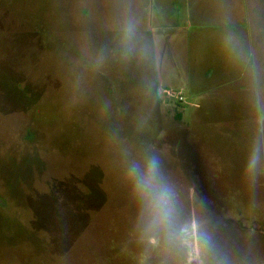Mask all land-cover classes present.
<instances>
[{
  "label": "rangeland",
  "instance_id": "rangeland-1",
  "mask_svg": "<svg viewBox=\"0 0 264 264\" xmlns=\"http://www.w3.org/2000/svg\"><path fill=\"white\" fill-rule=\"evenodd\" d=\"M190 5L202 22L184 51L202 70L230 61L231 80L245 59L254 74L259 53L264 68V0H0V264H187L150 228L132 178L153 160L177 223L213 240L206 261L264 264V121L235 125L222 105L159 94L180 90L158 74L177 58L154 55L151 30ZM261 100L264 111V87Z\"/></svg>",
  "mask_w": 264,
  "mask_h": 264
},
{
  "label": "crops",
  "instance_id": "crops-1",
  "mask_svg": "<svg viewBox=\"0 0 264 264\" xmlns=\"http://www.w3.org/2000/svg\"><path fill=\"white\" fill-rule=\"evenodd\" d=\"M193 8H195L193 10ZM198 5H190L188 6V10L184 13V18L179 20L178 22L174 21L172 27L168 31V27L163 23H160L157 29H152V48L155 56H159V51L162 57H165L167 55V52L172 49L173 55L178 57L180 55H183L186 61H188L187 66H181L179 67L176 63L177 59L173 61L169 67H160L158 68V74H159V82L165 83L167 85H175L180 89L182 93L184 92L185 95L188 93H191V95H194L197 97V101H202L205 104H212L216 103L219 105L224 106L225 112L228 113V119L231 121L235 120L237 123L235 125H241L248 126V128L253 129V125L251 124L253 121H256L257 129H259L260 123L264 121V111H262V87H264V68H262V55L259 53V56L256 57L255 63H254V69L255 73H252L253 66L249 65V62L245 59L242 60V68L238 71V74L231 78V80H228L226 75H228L230 72L233 71V68L230 65V61H227L222 65V69L213 68L212 66H207L204 70H202L201 62L197 61L195 58L196 52L193 53L190 52L191 47L190 45L187 48V51H184V47L186 49V42L184 40L189 41V31L191 27L197 25V23H201L202 16L199 13V10H197ZM205 8V7H204ZM234 17V16H233ZM218 22H221L223 24H236L238 21L236 19V16L234 17V20L230 19L229 21L226 20H218ZM240 21L238 22V24ZM243 23V22H242ZM197 27V26H196ZM261 28H259L258 31H260ZM233 30H229L226 34H232ZM170 34H167V33ZM240 39L244 41H248L246 38V35L242 36V33H240ZM193 35V34H192ZM192 38V37H191ZM250 38V35H249ZM249 43V42H248ZM246 44L245 47L250 46L249 44ZM260 43H256V47H259ZM171 48V49H170ZM251 48V47H250ZM185 52L182 54L178 52ZM186 55V56H185ZM194 55V59L191 60L190 56L192 57ZM244 56V54H241ZM213 56H219V54L213 55ZM245 58V56L243 57ZM242 59V58H241ZM239 61H241L239 59ZM208 62V61H207ZM179 63V61H178ZM184 65V64H183ZM181 68V69H180ZM259 68V74H257V70ZM227 77V79H225ZM257 79H259V84L257 83ZM232 81V82H231ZM258 84V86H257ZM230 86L236 87L240 91V98L232 99L229 98V96L221 95L227 88ZM223 92L221 93V90ZM224 94V93H223ZM254 94V95H253ZM252 95L254 97V101L252 100ZM248 96V97H246ZM230 107L228 108V106ZM232 105V106H231ZM234 105L238 106V110H233ZM227 107V108H226ZM236 107V106H235ZM199 108V106H198ZM235 111V112H234ZM181 123L183 121V114L181 112ZM185 117V116H184ZM227 120V119H225ZM234 125V123H232ZM255 124V123H253ZM209 125H214V123L211 124H203L204 129H207V131L212 130V132L220 131V132H229V129L223 130L224 127H221L219 125L218 130L210 127ZM218 125V124H217ZM202 130V132L204 131ZM223 130V131H222Z\"/></svg>",
  "mask_w": 264,
  "mask_h": 264
},
{
  "label": "clouds",
  "instance_id": "clouds-1",
  "mask_svg": "<svg viewBox=\"0 0 264 264\" xmlns=\"http://www.w3.org/2000/svg\"><path fill=\"white\" fill-rule=\"evenodd\" d=\"M259 159L254 149L249 159V169H255ZM132 178L139 195L147 202L150 228L162 233L169 243H179L187 252V264H193V261L195 264H212L204 257L216 253L213 240L201 232L198 224L177 223L174 193L162 180L157 162H148L144 172L133 169Z\"/></svg>",
  "mask_w": 264,
  "mask_h": 264
},
{
  "label": "built area",
  "instance_id": "built-area-1",
  "mask_svg": "<svg viewBox=\"0 0 264 264\" xmlns=\"http://www.w3.org/2000/svg\"><path fill=\"white\" fill-rule=\"evenodd\" d=\"M159 94L165 99L167 103L180 106L185 104L186 98L184 97V94L181 91L163 90L160 91Z\"/></svg>",
  "mask_w": 264,
  "mask_h": 264
},
{
  "label": "trees",
  "instance_id": "trees-1",
  "mask_svg": "<svg viewBox=\"0 0 264 264\" xmlns=\"http://www.w3.org/2000/svg\"><path fill=\"white\" fill-rule=\"evenodd\" d=\"M180 107V106H179ZM181 119V115L179 114V116H178V120H180Z\"/></svg>",
  "mask_w": 264,
  "mask_h": 264
}]
</instances>
